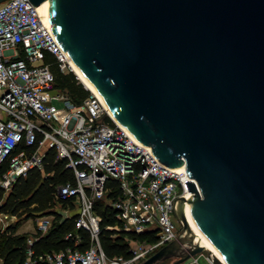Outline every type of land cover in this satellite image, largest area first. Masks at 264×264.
I'll return each instance as SVG.
<instances>
[{"label":"water","instance_id":"water-1","mask_svg":"<svg viewBox=\"0 0 264 264\" xmlns=\"http://www.w3.org/2000/svg\"><path fill=\"white\" fill-rule=\"evenodd\" d=\"M28 1L115 120L196 182L139 264L206 251L185 205L227 264H264V0Z\"/></svg>","mask_w":264,"mask_h":264},{"label":"built area","instance_id":"built-area-1","mask_svg":"<svg viewBox=\"0 0 264 264\" xmlns=\"http://www.w3.org/2000/svg\"><path fill=\"white\" fill-rule=\"evenodd\" d=\"M46 54L62 73L71 71L66 53L37 7L28 0L0 3V166L7 163L0 187L7 190L29 169H41L46 150H54L55 158L65 160V167L72 170L74 182L56 186L53 209L60 214V202L69 199L72 208L64 209V218L74 212L75 228L88 234L83 250L67 247L33 256L28 249L23 264H139L177 237L181 225L173 213L174 200L188 199L191 193L185 182H196L184 171L160 163L151 148L119 125L91 92L74 105L54 89ZM108 180L118 183V196L107 203L116 211L122 230L155 237L151 242L127 239L129 258L108 257L99 243L100 218L93 205L104 198ZM7 217L0 214L1 229L8 225L3 220ZM52 219L53 215L39 217L37 231L44 233ZM65 238L81 243L76 233ZM32 241L28 238V246ZM205 252L181 264H200L199 258L220 264Z\"/></svg>","mask_w":264,"mask_h":264},{"label":"trees","instance_id":"trees-1","mask_svg":"<svg viewBox=\"0 0 264 264\" xmlns=\"http://www.w3.org/2000/svg\"><path fill=\"white\" fill-rule=\"evenodd\" d=\"M45 61L49 63L54 76V89L65 93L72 104L79 105L90 92L71 71L62 73L49 54L45 55ZM6 167L7 163L0 166V176ZM67 182H74L72 170L65 167V160L55 158L54 150L47 149L41 169H29L24 176L17 177L7 190L0 187V214L17 218L14 223L3 229L0 228V264H23L28 249L33 256H38L67 247L79 250L87 247V232L75 228L76 214L72 212L68 217L63 218L53 210L56 203L55 188ZM104 188V198L97 200L93 205L94 212L100 218L99 243L106 256L129 258L127 239L151 242L155 240V237L153 234L138 235L123 231L122 223L116 217V211L107 203L108 200H113L118 196V183L115 180H108ZM60 203L61 207L72 208L69 199ZM45 215H53L50 226L44 233L40 231L35 233L31 245L28 246L29 235L17 233L21 222ZM67 233H76L81 238V243L76 245L74 239H66Z\"/></svg>","mask_w":264,"mask_h":264},{"label":"bare ground","instance_id":"bare-ground-1","mask_svg":"<svg viewBox=\"0 0 264 264\" xmlns=\"http://www.w3.org/2000/svg\"><path fill=\"white\" fill-rule=\"evenodd\" d=\"M46 2V1H45ZM43 2V3H45ZM42 3V4H43ZM40 4V5H42ZM40 5L37 6V9L42 17V21L43 23L48 26L49 28L51 27V24L47 25L41 12H40ZM68 58V57H67ZM68 62H69V66L70 68L78 75L79 81L81 80V82L87 86V88L89 89V91H91V93L93 95H95L101 102L104 103L103 99L101 98V96L99 95L98 92H96L94 89L91 88L90 84L88 83L87 79L84 78V76L75 68V66L73 65V63L71 62V60L68 58ZM71 70V71H72ZM105 104V103H104ZM109 112V111H108ZM109 114L111 115V113L109 112ZM111 117L115 120V118L111 115ZM116 121V120H115ZM117 122V121H116ZM118 123V122H117ZM119 125H121L120 123H118ZM122 126V125H121ZM127 130V129H126ZM127 132L132 135L128 130ZM133 136V135H132ZM187 196H189V193L187 194ZM184 217H185V221L187 223V225L189 226V228L191 229V231L195 234V242L199 243L202 247L205 248L206 251L210 252L211 255L216 258L220 264H227L223 258L217 253V251L212 247V245L200 234V232L197 230V228L195 227L194 223L192 222V220L189 217V213H188V207L187 205L184 206Z\"/></svg>","mask_w":264,"mask_h":264},{"label":"rangeland","instance_id":"rangeland-1","mask_svg":"<svg viewBox=\"0 0 264 264\" xmlns=\"http://www.w3.org/2000/svg\"><path fill=\"white\" fill-rule=\"evenodd\" d=\"M72 70V69H71ZM74 75H76L75 77L76 78H79L78 77V75L72 70L71 71ZM64 73H68V72H64ZM78 81H79V79H78ZM88 91H89V89L87 88V86H85L82 82H81V80L79 81ZM89 92H91V91H89ZM58 107H60V106H62L63 105V103H55ZM59 211H60V215L64 218V216H66L67 215V213H64L63 211H64V209H66V208H64V207H58L57 208ZM54 211H57L56 209H53ZM37 219L38 218H30V219H28V220H26V221H23V222H21V225H20V227L18 228V233H22V234H28L29 235V237H31V238H33V235L35 234V233H37L38 231H37V229H36V221H37ZM3 220H4V223L6 224V223H8V225L9 224H12V223H14L16 220H17V218L15 217V216H13V217H10V216H8L7 218H3ZM179 223V222H178ZM2 224H0V226H1ZM207 253L208 254H211L210 252H208V251H206L205 253H204V255H207ZM218 263H220L216 258H214ZM171 263V260H166V261H164L162 264H170ZM199 263L200 264H204V260H203V258H199Z\"/></svg>","mask_w":264,"mask_h":264},{"label":"crops","instance_id":"crops-1","mask_svg":"<svg viewBox=\"0 0 264 264\" xmlns=\"http://www.w3.org/2000/svg\"><path fill=\"white\" fill-rule=\"evenodd\" d=\"M18 231V230H17ZM18 233V232H17ZM204 264H207L205 261H204Z\"/></svg>","mask_w":264,"mask_h":264}]
</instances>
